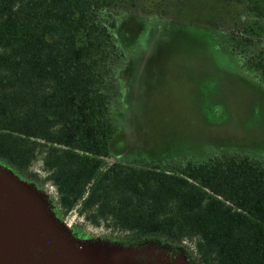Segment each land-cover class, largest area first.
Listing matches in <instances>:
<instances>
[{"label": "trees", "instance_id": "trees-1", "mask_svg": "<svg viewBox=\"0 0 264 264\" xmlns=\"http://www.w3.org/2000/svg\"><path fill=\"white\" fill-rule=\"evenodd\" d=\"M142 2L0 0V163L53 186L57 218L77 211L104 242L188 264H264L263 158L149 162L116 146L121 21L149 16ZM221 3L218 42L264 82V0Z\"/></svg>", "mask_w": 264, "mask_h": 264}, {"label": "rangeland", "instance_id": "rangeland-1", "mask_svg": "<svg viewBox=\"0 0 264 264\" xmlns=\"http://www.w3.org/2000/svg\"><path fill=\"white\" fill-rule=\"evenodd\" d=\"M222 1L143 0L139 9H148L149 16L132 13L121 21L119 35L127 45L113 74L119 93L116 146L125 158L184 162L248 154L264 159V82L218 42L215 22L225 11ZM225 20L230 27L231 20ZM40 164L36 160L33 168L43 174ZM14 183L31 200L49 251L44 258L53 264H131L124 250L78 247L71 239L74 228L81 233L73 237L81 242H104L103 229L84 223L77 211L59 220L53 186L44 184L39 193ZM133 251L140 264L168 262L166 250L156 246Z\"/></svg>", "mask_w": 264, "mask_h": 264}, {"label": "water", "instance_id": "water-1", "mask_svg": "<svg viewBox=\"0 0 264 264\" xmlns=\"http://www.w3.org/2000/svg\"><path fill=\"white\" fill-rule=\"evenodd\" d=\"M14 179L27 186L34 187L33 184L21 179L10 168L0 163V264H53L50 258H44L49 251H45L42 236L36 228L31 200L14 187ZM34 189L40 193L35 187ZM38 224L41 225L40 222ZM71 239L76 244L78 243V247H81V244L85 246L92 244L124 250L129 255L131 254V264L141 263L134 258L135 253L133 250L145 248L124 247L102 241L81 242L76 240L72 235ZM166 257L173 259L174 255L166 254ZM81 264L91 263L81 262ZM103 264L117 263L110 262Z\"/></svg>", "mask_w": 264, "mask_h": 264}, {"label": "flooded vegetation", "instance_id": "flooded-vegetation-1", "mask_svg": "<svg viewBox=\"0 0 264 264\" xmlns=\"http://www.w3.org/2000/svg\"><path fill=\"white\" fill-rule=\"evenodd\" d=\"M166 253L174 255L173 259L172 258L168 259V262L166 264H188L186 260L183 257H181V255H179L178 253L168 250H166ZM160 264H164V263H160Z\"/></svg>", "mask_w": 264, "mask_h": 264}]
</instances>
